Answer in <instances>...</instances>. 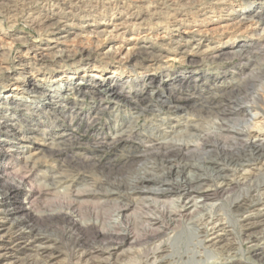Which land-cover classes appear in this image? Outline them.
I'll list each match as a JSON object with an SVG mask.
<instances>
[{
	"label": "rangeland",
	"instance_id": "374dc122",
	"mask_svg": "<svg viewBox=\"0 0 264 264\" xmlns=\"http://www.w3.org/2000/svg\"><path fill=\"white\" fill-rule=\"evenodd\" d=\"M263 12L264 0H0V91L12 93V99L20 104V109L14 108L13 100L7 102L10 97L0 103V117L16 114L14 123L19 126L18 132L8 133L0 126L5 153L0 165L6 170V175L0 178L1 191L16 176L18 179L17 173L26 171L32 186H25L23 193L40 190L41 194L31 205L21 206L27 218L33 219L35 229L59 238L29 244L30 241L11 232L12 219L0 215V264H119L126 253L137 264L138 259L153 253L159 243L169 244L166 239L182 228L167 229L160 237L148 227L144 237V216L152 215L149 212L152 210L140 203L118 218L114 205L87 202L70 209L71 200L62 192L68 184H58L60 193L45 187L52 186L48 184L50 178L67 175L78 178L75 184H70L71 188L103 184L125 189L129 180L147 174L145 166L161 167L171 161L177 167L198 159L194 143L178 152L166 148L165 141L171 140V131L184 129L187 124L211 123V115L201 107L190 106L188 118L172 119L170 113L162 114L163 123L156 118L145 120L147 125L141 117L139 125L167 132L164 142L157 139V148L136 149L130 143L112 149L95 147V141L110 139V128L120 129L129 124L130 111L126 108L95 114V109L104 102L100 95L114 84L123 91L121 94L128 95L125 100L130 103L139 100L138 92L152 90L164 91L171 100L191 96L188 100L192 102L208 96L212 89L224 88L213 86L211 76L219 74L229 79L233 73L238 81L252 78L256 88L264 90V55L255 50L264 46V22L259 18ZM241 46L251 53L226 59L217 57L222 51L238 50ZM31 83L38 90L36 95L45 88L51 91L61 86L59 96L70 91L72 98L66 103L60 101L52 109L38 110L29 101L43 98L33 99L32 94L26 93ZM74 86L83 88V92L74 95L71 91ZM147 99L156 100L153 96ZM198 112L204 117L202 120L193 118ZM24 128L33 130L23 133ZM143 132L140 131L141 136ZM189 139L184 142H190ZM206 141L207 146L230 148V144L221 143L218 138L208 137ZM12 146L16 149H11ZM163 149L169 154L164 155ZM28 155L39 162L25 169L23 159ZM149 171L153 175L161 173L160 168ZM169 197L171 200L172 196ZM69 215H73L76 224L69 220ZM112 219L118 223L114 225ZM125 226L130 236L141 237V245L128 247L123 243L116 249L107 248L115 241L110 236H120ZM95 232H100L102 238L95 237ZM194 238L189 249L199 240ZM254 241L243 244L244 256L237 255L234 264H264V235ZM44 246L49 247L45 254L48 256L37 253V247ZM252 249L258 252L255 256L248 253ZM222 257L203 250L186 264L219 263Z\"/></svg>",
	"mask_w": 264,
	"mask_h": 264
},
{
	"label": "bare ground",
	"instance_id": "6f19581e",
	"mask_svg": "<svg viewBox=\"0 0 264 264\" xmlns=\"http://www.w3.org/2000/svg\"><path fill=\"white\" fill-rule=\"evenodd\" d=\"M259 18L264 22V12ZM262 41H264V35ZM255 50L259 55H264V46L256 47ZM245 53L249 54L251 52L249 48L241 46L238 50L222 51L217 57L226 59ZM235 74H231L229 79H224L219 74L211 76L213 86L224 88L216 91L212 89L208 92V96L200 97L201 99H195L192 102L188 100L191 96L171 100L168 99L169 97L167 98L164 91L152 90V92H138L137 97H140L136 101L137 103L135 101V103H130L125 100L128 95L121 94L123 91L111 84L105 94L100 95L104 102L95 109V114H103L111 111V109L119 111L121 108H126L127 111H130L127 117L129 124L120 129L110 128V139L105 142L95 141V144H93L95 147L112 149L118 147L121 143H130V146L136 149L143 147V150L154 149L156 144L159 143L158 140L162 141L164 134L167 132L161 129L145 128L143 124L139 125L138 122L141 117L144 118V121H156V118H158V121L163 123L165 117H161L162 114L170 113L172 119L178 117L188 118L190 116L188 109L190 106L194 108L201 107L208 112V115H211V123L206 125L187 124L184 129L171 131L173 133L171 140L165 141L166 148H175L178 149V152L184 147L195 145L198 159L185 162L177 167L171 161L166 162L165 166L161 165V167L145 166L143 170L147 174L142 173V175L140 174L129 180L127 183L129 186L125 189L110 188L103 184H82L84 187L71 188L72 185L70 184H75L78 178H69L70 176L67 177V175L50 178L48 184H52V186L48 187L47 185L45 189L57 193L59 192L57 190L58 184H68L65 191H61L70 198V209L76 208V204L85 205L87 202L99 206L114 205L118 208V218L123 217L125 212L131 210V208L134 209L140 203L144 208L147 207L152 210L149 211L152 212V215L146 213L144 216L143 222L147 225H142L144 237L147 236L148 227L149 231L156 236L165 235V231L170 228H182L180 232L166 239L169 244L164 245L159 241L155 249L153 248L154 252L138 259L137 264H186L193 257L200 255L203 250L224 255L219 263L217 261L211 262L212 264H234L238 261L237 255L244 256L243 244L245 242H252L259 235H264V90L263 87L256 88V83L252 78L238 81L234 77ZM262 84L264 85L263 82ZM37 91L35 84L31 83L26 87V93L32 94L33 99L43 98V101H29L38 110L52 109L60 101L66 103L69 98H72L70 91L68 95L59 96L61 86H57L56 89L53 88L51 91L45 88L40 95L35 94ZM71 91L74 95H78L83 92V88L74 86ZM5 93L3 94L0 91V103L8 97H10L8 103L13 100L12 96L14 95L12 93ZM149 96L155 97L156 100L149 102L147 99ZM56 98H59V100L55 101ZM15 103L16 105L13 107L20 109V104ZM5 108L7 109V106ZM199 112L192 115L196 120L204 118ZM15 116L16 114L0 117V126L5 128L7 133L18 132L19 130V126L14 123L17 121ZM162 123L159 126L162 127ZM24 130L23 133L29 134L30 130L33 129L24 128ZM140 131H144L142 136ZM185 137H189L190 142L188 140L184 142ZM208 137L218 138L222 141L221 143L230 144V148L207 146L206 142L208 141H206V138ZM2 146L3 144L0 141V158L5 154ZM12 148L16 149L14 146ZM218 148L219 151H217ZM60 151H62V148ZM136 153L132 155L135 156ZM163 154L168 155L169 152L163 149ZM38 162L37 158L28 155L23 159L22 167L25 169L34 167ZM2 167L0 165V170H2L0 171V178L6 175V170ZM157 168L161 169L159 175H153L149 171V169L155 170ZM17 175L18 179L16 176V179L2 191L0 184V215L6 219H12L13 230L11 232L15 233L18 238L30 241L29 244H42L47 240L58 241L59 238L55 234H46L35 229L32 223L34 222L33 219L27 218V212L21 204L31 205L33 200L39 197L41 191H29L24 194L23 189L25 186H32L30 176L26 171H20ZM133 195H137V197L133 198ZM169 196H172L173 199L170 200ZM72 216H68L69 220L76 224L77 222ZM110 222L115 225L118 220L112 219ZM154 224L156 227L153 229ZM128 229V226H125L124 232H120V236L109 235L115 241L109 243L107 248L116 249L123 243L127 244L128 247L141 245V237L130 236ZM26 230H28L27 233H25ZM185 233L187 235L183 240ZM95 237L102 238L101 233L95 232ZM193 237L199 238V240L197 243L195 242L196 245L193 248L190 247L189 249L188 246L192 243L191 239ZM181 244L184 248L181 247ZM48 248L47 246L37 247L36 250L41 256H48L45 255L48 253ZM199 248H203V250L200 251ZM248 253L255 256L258 252L256 249H252ZM135 263L136 261L130 258L128 253L124 254L121 263L119 262V264Z\"/></svg>",
	"mask_w": 264,
	"mask_h": 264
}]
</instances>
